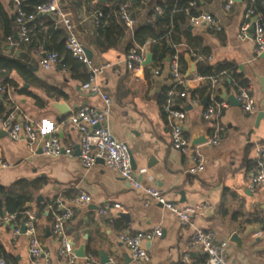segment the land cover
I'll list each match as a JSON object with an SVG mask.
<instances>
[{
	"label": "crops",
	"instance_id": "obj_1",
	"mask_svg": "<svg viewBox=\"0 0 264 264\" xmlns=\"http://www.w3.org/2000/svg\"><path fill=\"white\" fill-rule=\"evenodd\" d=\"M197 1L199 14L207 13L213 17V24L191 26L188 22V27H192H187L188 30L201 40L199 54L206 57L200 63L213 69L224 64L231 65L250 87L255 108L252 113L244 114L239 105L230 104L226 97L234 96V81L226 88L222 72L218 77L215 98L226 100L229 104L218 120L224 129L223 137L217 146L203 144L198 147L204 157V169L193 175L186 172L190 153L182 154L170 145V125L162 112L169 85L168 67L163 68L160 76L154 77L151 74L154 66L152 56V62L145 65L143 73L129 72L123 62L128 53L126 45L132 38L127 31L115 49L100 52L94 46L90 40L96 28L93 13L104 10L102 6L108 8L107 0L105 4L100 0H59V3L61 10L76 25L79 40L85 49L91 51L92 64L103 67L96 74L95 82L112 100L107 125L114 137L128 146L134 172L141 185L160 188L167 199L179 207L207 204L208 208L200 210L194 217V225L213 232L217 240L228 242L227 257L232 264H264V222L251 221L253 218L264 219V184L253 191L248 189L257 163V150H264L263 53L259 56L255 54L253 31L250 33L252 26L246 37L238 38L245 21L244 14L250 5L248 0H235L230 11H225L224 0ZM0 5L10 18L14 16L17 10L14 0H0ZM131 12L137 25L146 20L145 5L131 7ZM48 21L64 32L49 14H38L32 26L34 30H47ZM15 33L16 43L0 40V54L24 62L32 70L35 80L26 83L16 72H12L10 79L16 86H7L9 97L6 98L9 99L0 103V114L12 103L17 104L38 125L39 139L47 137L52 129H57L63 145L77 144L78 134L68 125V117L83 106L95 109L103 106L98 95L83 88L79 74L88 73L87 69L82 65L77 72L60 66L44 70L38 64V57L15 38ZM145 45L147 54H152L149 43ZM183 50L184 46H179V51ZM181 70L185 76L186 61L184 68L181 65ZM194 72L197 73L196 65ZM205 79L209 77L189 83L187 88L195 89ZM46 88H55L61 95H52ZM211 94L210 86L209 92L202 98L194 95L198 96L199 103L191 104L192 98L189 97L183 107V131L190 141L195 133H208L210 123L202 120L200 114L210 104ZM223 94L225 98H222ZM54 103L66 104L68 111L59 113L53 107ZM259 113H262V117L255 126ZM3 132L5 130L0 125V153L9 166L0 169V185L9 187L20 179L43 180L33 202L28 205L30 210L26 212L36 219L40 242L48 252L51 264H63L57 254L60 239L51 231L53 215L49 220L46 216L37 218L35 213L37 205L44 203L46 215L50 211L48 205L56 199L74 211L64 229V237L74 252L83 247L85 256L91 254L99 262L102 251L108 258L122 264H182L181 258L186 253L191 229L182 227L164 207L154 203L145 205V194L134 190L102 161L85 170L76 152L72 156H45L38 147L34 154H30L22 138L10 140ZM141 170L144 172L141 173ZM81 194L89 195L90 202L74 206L71 200ZM38 196L42 197L39 202ZM115 204L121 208H114ZM105 207L106 213L100 214ZM119 213L126 214L128 221L119 217ZM22 224L19 223L20 231ZM154 227L162 229V236L144 243L149 261L135 263L119 240L120 234L146 232ZM233 233L240 237L242 248L230 242ZM0 257L6 264H31L26 235L22 232L14 235L12 226L5 223L0 225ZM204 260L205 255L195 250L191 252L189 264H202ZM76 264L87 263L84 257H77Z\"/></svg>",
	"mask_w": 264,
	"mask_h": 264
},
{
	"label": "built area",
	"instance_id": "obj_2",
	"mask_svg": "<svg viewBox=\"0 0 264 264\" xmlns=\"http://www.w3.org/2000/svg\"><path fill=\"white\" fill-rule=\"evenodd\" d=\"M147 0H142L145 3ZM249 7L247 8L244 18L245 21L240 28L238 34L239 39H243L248 35L250 26H253V39L255 42V54L261 55L264 52V19L260 13H257L252 4L255 0H248ZM17 10L14 14V22L16 24V34L18 41L21 43H29L34 35L32 26L38 14L52 15L57 23H59L65 32L64 49L70 56L83 64L87 69L89 78L84 83L83 88L88 89L92 94L100 97L103 106L101 109H95L89 106H83L72 113L68 119V125L78 134L77 144L63 145L58 138L57 129H52L47 137L39 139L38 125L34 123L17 105L12 103L10 107L0 114V125L5 130L7 137L10 140H18L22 138L25 143V149L34 154L39 147L41 153L45 156H72L76 150L78 158L85 170L92 168L99 160L103 164L116 172L118 177L127 182L134 190L142 191L146 196L145 205L154 203L167 209L179 221L182 227L191 229V235L187 240V250L181 258L182 264H189L191 252L198 250L205 255V260L202 264H232L227 257V241H219L215 238L213 232L203 230L194 225V217L200 210L208 208L207 204H197L191 206L179 207L170 202L166 193L157 187H144L141 185L137 175L135 174L132 165L128 146L118 141L107 125V118L110 113L112 104L111 98L96 84V74L103 67H95L91 59L85 52V47L78 38L76 25L72 22L69 15L61 10L59 0H44L35 6L33 11L26 12L19 8V2L15 1ZM192 2L190 5H194ZM235 4V0H224L223 6L225 11H230ZM260 5L264 6V0H260ZM119 18L123 22L126 31L133 33L137 26V20L131 12V7L128 3H121L117 8ZM155 12H160L159 8ZM112 13V9L108 7V11L97 10L93 13L95 25L98 26L101 21ZM189 23L191 26H199L202 23L213 24V17L207 13L190 16ZM216 30H220L216 28ZM9 43H13L12 37L5 39ZM33 53L38 57V64L44 70H49L53 67L60 66L61 60L59 55L54 51H44V46L40 45L33 49ZM147 55L146 45L135 44L124 57L126 69L132 73H143L145 69L144 61ZM179 46L174 47V53L168 57L169 60H160L154 62L151 69V74L154 77L160 76L165 66L169 69V85L165 91V98L162 105V112L170 125L169 137L172 149L179 151L182 154L190 153V164L187 168L188 174H196L204 169V157L199 152V146H191L190 139L183 131V121L185 120V112L183 108L176 105V99H184L187 97V87L189 83L201 81L203 77L198 73H192L190 77H185L181 70ZM194 64L205 60V56L191 52L189 54ZM224 74V72L222 73ZM211 76V101L210 104L201 112L202 120L210 123L207 133L208 140L204 144L209 146H217L220 144L223 137L224 129L218 122L222 111L228 108L229 104L226 100H218L215 98L216 87L219 85L218 77ZM235 94L234 98L238 102L244 114H250L254 111L255 103L248 85H240L234 81ZM9 89L0 82V103L9 98ZM199 103L198 96L191 99V104ZM9 165L3 159L0 153V169H5ZM141 173L144 170L140 171ZM264 184V150L258 148L257 163L253 174L248 183V189L253 191L255 188ZM90 196L81 194L74 197L71 203L74 206H82L90 202ZM56 206L57 211H52L53 223L52 233L60 239V247L57 251L58 256L62 259L63 264H76L77 255L69 242L64 237V229L67 222L72 218L74 211L72 208L62 205L60 199L48 205V210H53ZM114 208L120 209V205H113ZM107 207L100 210V214H105ZM26 221L23 222L25 227L24 234L28 241V253L31 264H51L50 256L41 245L40 238L36 228L35 217L25 212ZM7 224L12 226L14 235H19L20 225L15 220V215H6L0 218V225ZM162 236V229L154 227L150 231H139L132 234H120L119 240L126 246L129 258L135 263H145L149 261L147 249L144 246L145 242H150L155 237ZM87 264H101L91 254L84 255ZM0 264H6L0 257ZM106 264H122L114 258H108Z\"/></svg>",
	"mask_w": 264,
	"mask_h": 264
},
{
	"label": "trees",
	"instance_id": "obj_3",
	"mask_svg": "<svg viewBox=\"0 0 264 264\" xmlns=\"http://www.w3.org/2000/svg\"><path fill=\"white\" fill-rule=\"evenodd\" d=\"M19 2V8L26 12H31L36 5L44 0H14ZM142 0H107L109 7L112 9V13L105 17L101 23L96 26L95 31L92 33L91 41L94 46L100 51L105 52L109 49H115L118 47L120 40L125 36L126 28L123 22L119 18L118 7L121 3H128L130 7H137L145 5L146 20L138 24L133 33L130 42L126 45V52H128L134 44L144 45L149 43V49L152 53L154 62L165 60L174 53L175 46H184V50L180 52V63L185 67L184 55L191 52L199 54V47L201 46V40L194 36L190 30H188L189 17L198 15L199 3L197 0H147L144 4ZM194 2V5L190 3ZM257 13H260L264 18V6L260 5V0H255L252 4ZM105 13L108 8L102 6ZM159 8L160 12H155V9ZM47 30H34V35L31 37L30 42L27 45L29 50L35 49L44 43L48 46V51H54L59 55L61 64L65 70H71L77 72L83 64L73 59L70 54L64 49L62 38L64 32L61 29L53 27L52 22H47ZM16 24L11 20L10 16L1 8L0 5V40H5L11 36L13 43L14 33L16 32ZM197 73L205 78L221 74L224 72V86L226 88L231 86L232 81H236L240 85H247V82L242 79V76L238 74L235 69L228 64L220 65L213 69L210 66L197 63ZM16 72L26 83L30 80H35L32 70L18 59H13L0 54V82L8 87H15L16 85L10 79V74ZM183 72V71H182ZM83 83L88 81V73L79 74ZM229 79L230 82H228ZM210 81H205L196 87L189 90L187 88V97L184 99H176V105L179 108H183L186 105L187 99L194 97L198 94L201 98L207 94L210 90ZM44 87V86H43ZM52 95H61L55 88H46ZM219 92V91H218ZM2 112V108L0 109ZM43 185V180L28 181L20 179L13 183L9 187L0 185V217L4 214L15 215V220L20 222L26 221V216L23 214L30 210L28 206L33 202L35 193ZM52 211L56 212L57 208L54 205L53 210L46 212V204H38L37 212L35 213L37 218L46 216L47 219H52ZM252 222H264V219L253 218Z\"/></svg>",
	"mask_w": 264,
	"mask_h": 264
},
{
	"label": "water",
	"instance_id": "obj_4",
	"mask_svg": "<svg viewBox=\"0 0 264 264\" xmlns=\"http://www.w3.org/2000/svg\"><path fill=\"white\" fill-rule=\"evenodd\" d=\"M101 3L105 4L106 3V0H100ZM118 7H116L117 9ZM11 19L14 20V16L12 15L11 16ZM189 29H191L192 27L189 26L188 27ZM253 31V26L250 28V33H252ZM15 38L18 39V36L17 34L15 33ZM44 51H48V47L47 45L45 44L44 45ZM85 52H86V55L89 59H91V56H92V53L90 50L88 49H85ZM261 57H264V52L263 54L261 55ZM184 59L186 61V64H187V70H186V73H185V77H190L192 75V73H194L195 71V64L193 62V60L191 59V57L189 55H185L184 56ZM167 60H169V58H167ZM152 62V54H147L146 55V58H145V61H144V65H147V64H150ZM226 95L223 94L222 95V98H225ZM226 99L230 102L231 105H238V102L236 101V99L234 98V96H227ZM53 107L59 111V113L61 114H64L68 111V107L66 104L64 103H54L53 104ZM67 110V111H66ZM262 117V113H259L257 115V118H256V123H255V126L257 125L259 119ZM2 132V131H1ZM3 134H6L5 132H3ZM208 140V137H207V133L203 132V133H195L192 140H191V146H200V145H203L205 142H207ZM76 154L78 155V151L76 150ZM131 157V155H130ZM131 165H132V168L133 170L135 169L134 167V164H133V161H132V158H131ZM40 200H42V197L41 196H38L37 197V202H39ZM119 217L123 218V219H127L128 221V216L126 214H123V213H119L118 214ZM24 230H25V227L24 225L22 224L21 225V232L24 233ZM49 235L48 231H47V236ZM230 242L231 243H234L238 248H242V241L240 239V237L236 234V233H233L230 237ZM75 253L77 255V257H80V258H83L85 253H84V248L83 247H79L77 250H75ZM108 261V257L101 251L100 252V263L101 264H106Z\"/></svg>",
	"mask_w": 264,
	"mask_h": 264
}]
</instances>
